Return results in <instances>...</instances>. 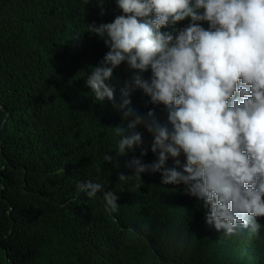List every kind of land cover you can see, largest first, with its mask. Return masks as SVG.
Returning a JSON list of instances; mask_svg holds the SVG:
<instances>
[{"label": "trees", "instance_id": "16d2710c", "mask_svg": "<svg viewBox=\"0 0 264 264\" xmlns=\"http://www.w3.org/2000/svg\"><path fill=\"white\" fill-rule=\"evenodd\" d=\"M121 14L117 0H0V264H264L263 232L251 241L238 239L240 229H209L188 200L167 203L176 189L136 176L130 152L118 154L114 127L131 118L96 101L85 82L109 51L88 25ZM137 71L126 62L111 82L116 105ZM129 98L136 114L154 109L167 123L142 90ZM135 131L153 136L143 124ZM59 136L81 139L65 150ZM97 161L108 166L97 182L115 189V214L78 190L75 174L89 177L87 163Z\"/></svg>", "mask_w": 264, "mask_h": 264}, {"label": "clouds", "instance_id": "9594fccd", "mask_svg": "<svg viewBox=\"0 0 264 264\" xmlns=\"http://www.w3.org/2000/svg\"><path fill=\"white\" fill-rule=\"evenodd\" d=\"M117 6L123 14L112 22L88 25L109 51L85 83L96 101L107 98L124 120L131 118L126 128L114 127L118 154L130 152L136 176L176 189L172 201L164 196L167 203L188 200L209 229L264 237V0H117ZM126 62L138 71L116 105L111 82L125 76ZM137 89L168 112L167 123L154 109L146 119L128 107ZM140 124L153 136L142 139ZM59 137L65 150L81 139ZM87 166L89 177L75 174L79 192L97 195L102 210L115 214V189L97 182L108 166Z\"/></svg>", "mask_w": 264, "mask_h": 264}, {"label": "water", "instance_id": "95a60500", "mask_svg": "<svg viewBox=\"0 0 264 264\" xmlns=\"http://www.w3.org/2000/svg\"><path fill=\"white\" fill-rule=\"evenodd\" d=\"M4 108V107H3ZM5 109V108H4Z\"/></svg>", "mask_w": 264, "mask_h": 264}]
</instances>
